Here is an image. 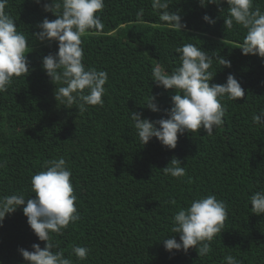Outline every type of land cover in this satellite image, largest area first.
Listing matches in <instances>:
<instances>
[{
    "label": "trees",
    "instance_id": "16d2710c",
    "mask_svg": "<svg viewBox=\"0 0 264 264\" xmlns=\"http://www.w3.org/2000/svg\"><path fill=\"white\" fill-rule=\"evenodd\" d=\"M51 2L8 0L5 9L31 51L29 73L14 77L0 93V197L32 198L31 177L46 170L47 161L63 158L72 173L79 219L50 236L52 251L63 252L73 264H225L227 255L238 264H264V214H253L250 205L251 195L264 191V127L253 122L264 111V58L241 53L246 30L235 23L224 26L227 3L167 0L186 24L179 32L159 19L152 0H104L97 13L103 28L81 37L85 67L108 74L103 105L85 104L81 110L82 101L68 106L55 100L62 85L51 82L42 59L57 53V42L33 35L43 19H56L43 10ZM257 7L264 12V0H253V10ZM205 14L215 23L204 21ZM189 43L213 57L210 85L223 84L232 74L245 95L221 100L224 123L212 135L202 128L178 134L172 150L155 137L142 145L130 114L167 118L164 110L170 109L174 91L152 82L151 72L157 64L174 71L180 65L175 49ZM215 57L229 60L231 67L220 66ZM149 94L160 111L144 106ZM173 158L184 167L183 177L164 174ZM207 195L227 208L210 253L166 251L163 238L175 236L179 242L171 232L173 216ZM22 209L6 214L0 225V264H27L19 249L32 251L36 243L43 249L46 243L30 229ZM74 245L89 249L84 260L73 255Z\"/></svg>",
    "mask_w": 264,
    "mask_h": 264
},
{
    "label": "clouds",
    "instance_id": "9594fccd",
    "mask_svg": "<svg viewBox=\"0 0 264 264\" xmlns=\"http://www.w3.org/2000/svg\"><path fill=\"white\" fill-rule=\"evenodd\" d=\"M34 2L40 4L41 0ZM199 2L201 6L206 3H227L228 15L224 18V26L231 29L235 23L246 30L238 47L241 53L264 58V12L258 7L253 10V0ZM7 5L8 0H0V93L7 91L14 77H25L30 71L26 58V54L31 51L28 37L17 31L14 19L5 11ZM104 6V0H52L51 3L43 4V10L53 13L56 19H43L37 25L39 31L33 35L41 42H57V53L43 57L42 67L51 82L62 85L54 92L55 100L62 105L71 106L82 101L81 110L85 104L103 105L102 96L108 74L85 67L81 37L91 30L103 28L97 13ZM152 7L159 11V19L167 26L179 32L186 27L181 22V16L169 10L167 0H152ZM202 19L209 24L215 23L207 14ZM175 52L179 53L180 65L174 71L167 72L162 65L157 64L151 72L152 82L174 91L170 109L164 110L167 118L150 121L141 119L139 112L130 114L142 145L155 137L162 146L172 150L177 145L178 134L198 132L202 128L207 135H212L214 129L224 123L226 108L221 100L227 98L235 101L245 95V90L232 74L227 76L225 83L210 85L215 75L209 71L213 57L200 47L189 43L177 47ZM215 59L220 66L231 67L229 60L223 57ZM144 106L152 112L160 111L155 97L150 94ZM253 122L264 127V111L254 115ZM3 166L0 162V167ZM162 170L174 178L185 175L184 167L176 158ZM71 175L65 159H53L46 162V170L31 177L32 198L26 199L23 194L0 197V225L6 214L13 213L23 205L22 211L30 229L40 241L46 242L43 249L38 243L31 246L32 251L19 249L27 264H73V260L66 258L63 252L52 251L55 245L50 236L51 233H61L70 222L79 219ZM250 205L253 214H264V191L253 193ZM226 218V204L215 195L193 200L172 218L171 232L179 235V242L175 236L163 238L164 249L187 253L190 248H194L199 257H206L211 251V241L222 232ZM72 253L77 259L84 260L89 249L74 245ZM224 261L225 264H238L231 255L225 256Z\"/></svg>",
    "mask_w": 264,
    "mask_h": 264
}]
</instances>
